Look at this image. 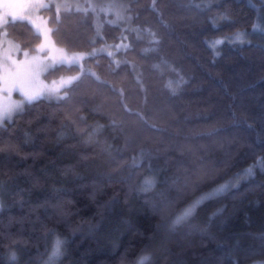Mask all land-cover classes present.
Returning a JSON list of instances; mask_svg holds the SVG:
<instances>
[{
  "label": "trees",
  "instance_id": "trees-1",
  "mask_svg": "<svg viewBox=\"0 0 264 264\" xmlns=\"http://www.w3.org/2000/svg\"><path fill=\"white\" fill-rule=\"evenodd\" d=\"M121 1L131 29L42 11L68 51L128 44L83 72L56 65L46 79L79 74L68 98L0 128V264H47L53 238L52 264L263 263L264 47L226 41L254 26L259 0ZM6 31L25 49L44 43L21 20Z\"/></svg>",
  "mask_w": 264,
  "mask_h": 264
},
{
  "label": "snow or ice",
  "instance_id": "snow-or-ice-1",
  "mask_svg": "<svg viewBox=\"0 0 264 264\" xmlns=\"http://www.w3.org/2000/svg\"><path fill=\"white\" fill-rule=\"evenodd\" d=\"M41 7H45L43 0H0V29L5 28L10 21L31 20L32 11ZM7 35L6 31H0V128L4 127L6 123L11 122L16 113L23 112L27 105L45 98V94H47L48 98H51L53 95L57 99L68 98L67 94L61 97L59 93L66 85H70L75 78L67 80L61 78L59 82L53 81L51 86L41 82V75L51 67L47 63V60L50 59L55 63L57 60L61 62H75L83 59L82 55L74 54L68 56L62 50L49 47L46 32L43 34L44 43L39 44L36 48V52L39 55H30L29 51L25 50L23 52L24 59H20L18 55L13 56V51L17 53L20 51L18 45L8 41V47H4V37ZM236 38L240 39V34H237ZM155 42L159 43V41ZM216 43L220 42L217 41ZM211 46L215 48V44ZM58 51L60 53L59 56L56 55ZM97 79L99 78L97 77ZM168 87L172 89L171 82H169ZM172 90L175 91V89ZM13 93H18L20 99H13ZM143 155L144 153L141 150V156ZM145 183L148 186L151 184V182L147 181ZM195 206L194 204L183 215L176 217L173 224H180L194 211ZM60 244L61 241L57 240L47 264H52L55 258L60 255ZM15 259L16 254L12 252L10 260L15 261ZM148 259V256H143L137 264H144Z\"/></svg>",
  "mask_w": 264,
  "mask_h": 264
},
{
  "label": "rangeland",
  "instance_id": "rangeland-1",
  "mask_svg": "<svg viewBox=\"0 0 264 264\" xmlns=\"http://www.w3.org/2000/svg\"><path fill=\"white\" fill-rule=\"evenodd\" d=\"M43 3L45 7H41L38 9H34L32 11V19L31 20H23L26 24L31 26L34 31L40 33L42 36L46 32L48 36V42L49 47L55 48L57 50H62L64 54L68 56H72L74 54L82 55L83 59L77 60L75 62L70 61H59L57 60L55 63H53L52 60H47V63L51 66L49 67L40 77V80L43 84L51 86L53 81L59 82L61 78H64L65 80L69 78H75L72 80L74 82L76 79H78L79 74H69V75H59L56 78L46 79L45 74L47 71L51 70L53 67H55L58 64L64 63L65 65H78L80 67L81 72L86 71L87 67L84 65V60L91 55L99 54V53H105L108 54L111 53V58L118 61L122 58V52L124 48L128 44L127 37H123L120 43L117 44H103L101 46H98L94 48L91 51L87 52H74V51H68L66 48L54 45L53 41L50 36L51 32V26L49 23V18L45 14L42 13L44 8L54 6L57 10H67V9H77V10H85L89 9L91 10L95 15V25L96 29L100 30L103 23H111L116 25L124 26V29H131V15L127 11L128 4L127 1H121V0H43ZM255 12H256V21L254 26L249 30L245 32H240L237 34H240V39H237V34L233 35L232 37L228 38L226 41L232 42V43H255L260 44L264 47V0H259V3L255 5ZM119 17V18H118ZM19 21V20H17ZM11 22V21H10ZM0 31H6V27L3 29H0ZM7 32V31H6ZM44 37V36H43ZM4 47H8V41H11L13 44L18 45L20 48V51L17 53L16 51H13V56H19L20 59H24L23 52L25 50L29 51L30 55H39V53L36 52V48L33 50L22 48L20 43L12 39L9 34L4 37ZM220 43H216L217 40L213 41L212 43L217 45L221 44L223 41L218 40ZM59 51L56 53L57 56H59ZM47 58V55H46ZM66 85L65 87H67ZM64 87V88H65ZM60 96L64 95L63 89L59 93ZM45 98L47 99H57L55 95H53L51 98H48L47 94H45ZM13 99H20V96L18 93H13ZM1 203V202H0ZM58 238H53L51 241V253L53 250V247L56 243ZM63 242L61 241L60 249H62ZM51 253L48 255V259L51 255ZM140 260V259H139ZM138 260V261H139ZM137 261V262H138ZM136 262V264H137ZM260 264H264L260 263Z\"/></svg>",
  "mask_w": 264,
  "mask_h": 264
}]
</instances>
